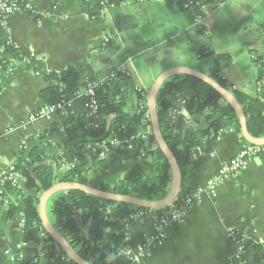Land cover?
<instances>
[{
  "label": "crops",
  "instance_id": "crops-1",
  "mask_svg": "<svg viewBox=\"0 0 264 264\" xmlns=\"http://www.w3.org/2000/svg\"><path fill=\"white\" fill-rule=\"evenodd\" d=\"M31 11H19L11 19L7 32L0 30V80L4 90L0 98V264L33 262L43 253L44 235L36 227L24 229V200L12 193L13 185L5 182L4 172L16 162L32 136L45 131L53 123H65L61 112L30 120V114L49 104L70 100V115L87 113L89 98L87 79L92 75L105 79L118 66L126 65L134 88L133 107L138 105V87L149 93L154 81L174 67H190L223 78L243 105L247 116L264 114V45L248 35V28L264 23V0H204L205 16L196 20L197 12L185 11L182 0H124L109 7L105 18L95 20L91 6L97 0H27ZM111 38L112 44L98 52L99 39ZM12 46L17 56L6 52ZM200 50H213V58L198 59ZM261 58L262 60H258ZM2 62V63H1ZM79 74L65 85V94L42 96L49 85L50 73H60L69 66H78ZM129 121H135L126 115ZM206 112H188L184 107L174 115L172 127L178 133L205 127ZM137 134L146 133V147L157 146L151 124L135 123ZM52 144L45 153L60 155L68 164L75 158L70 150L64 153L57 135L47 139ZM242 142L233 130H222L205 139L196 155L185 150L191 168L186 186L197 187L234 157ZM111 171L99 182L114 184L139 172H150L151 158L133 160L131 155L109 159ZM92 172L81 176L86 184ZM24 184V179L20 180ZM51 198V197H50ZM50 198L47 213L50 217ZM16 209L10 216V206ZM129 209L110 212V218L124 223ZM132 244L137 247L154 232L152 217L127 223ZM231 227L249 231L252 239L264 240V158L253 159L240 174L221 183L197 203L188 218L171 224L167 238L150 256L138 264H232L236 246L229 234ZM27 242V245L22 243ZM10 251L11 255L7 254ZM22 255V258H17ZM15 257L14 259L12 257ZM118 262H123L120 259ZM50 264H68L57 260ZM264 264V259L257 263Z\"/></svg>",
  "mask_w": 264,
  "mask_h": 264
},
{
  "label": "trees",
  "instance_id": "trees-1",
  "mask_svg": "<svg viewBox=\"0 0 264 264\" xmlns=\"http://www.w3.org/2000/svg\"><path fill=\"white\" fill-rule=\"evenodd\" d=\"M97 0L91 6L92 17L102 20L100 9L103 2ZM137 1V0H136ZM139 1V0H138ZM190 1L203 2L204 0H182L180 6L185 11H193L194 5H188ZM222 0H208V3H219ZM248 35H255V41L264 45V23L253 24L248 28ZM112 44L111 38L99 39L96 49L98 52L106 50ZM6 52L16 57V50L6 45ZM213 58L214 66L219 64L214 57L213 50H200L198 59ZM258 60H262L258 58ZM2 63V62H1ZM264 66V61L262 62ZM78 66H69L60 73H50L47 77L49 85L41 91L42 96L65 94V85L68 80L79 74ZM111 75V74H110ZM110 75L103 79L97 75L88 77L87 84L92 83L98 98V117L90 119L87 113H74L65 116V123L60 125L53 123L50 128L39 132L37 136L29 138L28 143L37 141L29 148L23 147L16 160V169L22 174L24 184L13 185L12 193L15 197L24 200L23 219L24 229L38 228L44 235L43 253H37L33 262L24 264H50L59 260L58 244L46 232L39 213L41 195L59 182H82L81 176L85 170L92 172L87 185L116 194L131 195L145 201H156L164 198L170 192L174 173L172 167L158 145L153 150H148L145 139L136 143L135 150L111 146L107 155L99 158L90 146H95L113 137L117 132L119 137H129L137 134L135 123L140 124L143 112L139 110V104L147 97H143L140 91L137 94L138 105L133 107L134 88L130 75H121L111 79ZM217 81L226 89L232 91V87L218 76ZM264 88V84L260 83ZM264 98V94L262 95ZM185 100L184 105L181 101ZM157 112L164 141L172 152L180 166L183 183L180 195L186 189L185 178L191 168L190 159H184L185 150L200 145L212 134L218 135L222 130H233L240 135L242 146L251 144L242 134L240 119L233 108L223 96L207 82L189 74L177 73L170 76L161 86L157 96ZM184 107L188 112L199 110L206 112L207 124L204 128L189 131L186 134L173 130L174 115ZM149 111V108H147ZM129 115L133 121L126 118ZM151 124V121H148ZM247 126L250 135L254 138L264 137V114L247 116ZM57 135L63 145L64 153H75V171H68L63 166V158L60 155L45 153L43 148L52 143L47 139ZM25 146V145H24ZM146 151V157L152 159L154 167L150 172H139L129 178H121L114 184L99 182L112 167L109 159L123 155H131L133 160L141 159L139 150ZM264 158V157H262ZM10 206V216L16 207ZM142 207L130 205L118 201H108L76 189H63L55 192L50 198V221L54 228L72 245L79 256L89 264H117V254L125 243L124 236L126 225L121 220L110 218L108 211L129 209L130 212ZM170 205L161 210H169ZM129 214V213H128ZM242 237L244 258L248 264H257L264 259V242L252 239L249 231L238 230ZM61 248V247H60ZM68 264H77L67 259ZM14 264H22L14 262Z\"/></svg>",
  "mask_w": 264,
  "mask_h": 264
},
{
  "label": "built area",
  "instance_id": "built-area-1",
  "mask_svg": "<svg viewBox=\"0 0 264 264\" xmlns=\"http://www.w3.org/2000/svg\"><path fill=\"white\" fill-rule=\"evenodd\" d=\"M124 0H106L103 2V8L100 9V13L103 17H105L109 7L115 5L117 2H122ZM144 1V0H140ZM194 5L192 8L195 12H197L196 20L201 21L204 19V12L202 10L205 8L203 2L190 1L186 6ZM31 11L32 3L27 0H0V30L5 32L10 28V22L12 17L19 11ZM121 75H130L129 70L126 65L118 66L114 69L110 75L109 80L117 78ZM261 89V84H259ZM236 87H232V91L235 90ZM3 84L0 80V98L3 94ZM140 91L143 97H147V100H143L139 104L140 112H143V116L141 118V124H147L150 120V113L147 110L148 108V92L143 88L138 87L136 89ZM86 94L89 98L88 104V117L90 119H95L98 117V98L95 91V87L92 83H88L86 87ZM186 103L185 100L181 101V104L184 105ZM72 103L70 100L63 97L61 100L49 104L46 107L41 109H37L30 114L29 119L35 120L40 117H49L54 112H61L64 116H70V108ZM123 127H120L117 132H121ZM117 132L114 133L113 137L109 140H105L102 143H99L95 146H90L96 155L99 158H103L107 155L111 146L124 148L129 151L135 150L136 143L140 139H146V133L134 134L129 137H119ZM216 134H212L209 137H214ZM207 137L206 139H208ZM25 147V146H24ZM200 145L194 147L192 150L193 155H196V151L199 149ZM140 158L146 157V151L144 149L139 150ZM264 157V146L263 145H253L248 144L244 145L240 148L238 153L225 161L217 172H215L212 176H210L207 181L197 187L186 189L182 195L175 199V201L170 204L169 210H161V209H148V208H140L134 211L129 212L126 219L124 220V224L126 225V233L124 236V247L118 252L117 259L123 260V262H117V264H138L144 260H146L151 252L159 245H161L167 238V229L171 224L180 222L189 217L193 207L202 201L203 197L206 194L212 193L221 183L227 181L231 178H234L240 174V172L246 168V166L255 158ZM76 158L68 164H64L66 170L75 171ZM3 179L5 182H8L12 185L19 184L20 180L23 179L22 174L16 169V163L12 164L3 175ZM0 203H6L7 201L0 196ZM110 210L108 214L110 215ZM150 216L152 217L154 223V232L151 236H149L142 244L135 247L132 244V239L130 233L128 231L127 223L131 221H137L143 217ZM229 234L236 246V251L232 257V264H248L249 261L244 258V247L242 244V237H248L249 234L241 236L238 232V229L235 227H231L229 230ZM264 242V240H263ZM27 242L22 243V245H27ZM59 246V245H58ZM58 252L62 251V249L57 247ZM7 254L11 255L10 251H7ZM15 258L14 256L12 257ZM17 258H22V255H18ZM36 259V256H35ZM59 259L66 261L69 257L66 254H62L60 252Z\"/></svg>",
  "mask_w": 264,
  "mask_h": 264
},
{
  "label": "water",
  "instance_id": "water-1",
  "mask_svg": "<svg viewBox=\"0 0 264 264\" xmlns=\"http://www.w3.org/2000/svg\"><path fill=\"white\" fill-rule=\"evenodd\" d=\"M177 73H184V74L192 75L194 77H197L207 82L212 87H214L223 96V98L228 103H230L235 109L240 119L242 134L245 137V139L253 145H263L264 146V137L254 138L250 135L248 131V126H247V115H246L245 108L237 100L236 96L231 90H228L225 87H223L211 75L204 73L195 68L182 66V67H174V68H171L165 71L154 81L151 89L149 90L148 108H149L150 121H151V127L153 130L154 138L156 140L158 147L162 150L164 155L167 157L172 167L173 173H174L173 186L170 192L168 193V195L160 200L145 201V200L139 199L131 195H121V194L103 191V190L91 187L82 182H59V183H56L49 190L45 191L41 195L40 204H39V213H40L43 227L45 228L46 232L61 247L62 251L69 257V259L75 261L77 264H89V263L84 261L79 256L77 251L72 247V245L54 228V226L52 225L50 221V217L47 213V201L55 192H57L58 190H63V189H76V190L83 191L85 193L91 194L93 196H96L104 200L123 202V203H127L130 205H134V206H138L142 208H148V209H162L164 207H167L170 204H172L175 201V199L179 196L181 188H182V183H183V175H182L180 166L178 164V161L176 160V158L174 157L172 152L169 150V148L167 147L164 141L160 123L158 120L157 102H156L158 92L161 86L163 85V83L170 76L177 74ZM202 128L204 127H201L200 129Z\"/></svg>",
  "mask_w": 264,
  "mask_h": 264
}]
</instances>
